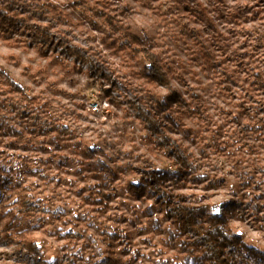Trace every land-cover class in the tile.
<instances>
[{
  "label": "clouds",
  "instance_id": "clouds-1",
  "mask_svg": "<svg viewBox=\"0 0 264 264\" xmlns=\"http://www.w3.org/2000/svg\"><path fill=\"white\" fill-rule=\"evenodd\" d=\"M0 15L18 21L0 31V180L21 185L0 204V264H204L211 238L230 264H264V0H0ZM182 24L213 63L178 46Z\"/></svg>",
  "mask_w": 264,
  "mask_h": 264
},
{
  "label": "trees",
  "instance_id": "trees-1",
  "mask_svg": "<svg viewBox=\"0 0 264 264\" xmlns=\"http://www.w3.org/2000/svg\"><path fill=\"white\" fill-rule=\"evenodd\" d=\"M17 25H18V21L16 19L12 17H5L0 15V31H3L5 33L14 31L17 29ZM60 46L61 45L56 44L55 41H53L49 45H46L45 55H48L49 53H54L56 51V48ZM16 185H20V184H16ZM149 187L155 188V185L150 184ZM166 206H170V205H166ZM26 210L28 211V209ZM2 218L3 216L0 215V219ZM174 219L181 225L182 230H184L186 234L188 231H192V232H196L197 235H200V232L198 231L196 224L193 222L191 217L187 215V213L174 217ZM181 250L186 251V249H181ZM196 250L197 251L205 250L209 253L206 257H204V264H230V260L232 259V257L230 256V251L225 246L224 242L221 240H217L215 238L209 239L206 245L199 244V242H197ZM32 251L35 250L32 249ZM109 264H114V260L112 258H109Z\"/></svg>",
  "mask_w": 264,
  "mask_h": 264
},
{
  "label": "rangeland",
  "instance_id": "rangeland-1",
  "mask_svg": "<svg viewBox=\"0 0 264 264\" xmlns=\"http://www.w3.org/2000/svg\"><path fill=\"white\" fill-rule=\"evenodd\" d=\"M186 10H188V11H194L193 9H191L190 6ZM186 28H187V25L186 24H182V25L179 26V36H178V39H177L178 46H179V41L180 40H183L185 42V44L187 45V47L191 49L194 57L200 56V55H204V60L205 61H207L208 63H213V61L208 60V55L203 53V48L201 47V45L198 44L196 40L190 39L189 36L185 34V29ZM218 46L223 47L224 45L221 43ZM204 47H207V45H204ZM58 48L59 47H57L56 50ZM241 55L246 58V54H241ZM215 63L216 64H220L222 66L223 63H224V61H222V60H216ZM241 63L243 64V60H242ZM262 87H264V85H262ZM23 115L25 116V118H27V114L26 113H24ZM10 147H16V145L13 144V145H10ZM4 171H5L4 169L0 168V172H4ZM20 186L21 185H15V189H19ZM57 187H59V185H57ZM15 189H13L11 187L10 180H0V204H2L4 202V198L7 195V192L14 191ZM8 198L10 199V197H8ZM140 198H143V197L141 196ZM31 210L32 209L29 206V208H28L29 214H30ZM2 219H0V220H2ZM79 219L80 218H78V220ZM67 238H69V239H76L77 237H75L71 233H69L68 236H67ZM115 246H116L115 243H112V244L109 245L110 248H115ZM88 247H90V244L85 245L83 250L86 251ZM126 254H127V252L121 253V255H126ZM80 259L82 260V258H80ZM113 260H114V264H122V262L119 261V260H117V259H113ZM56 264H62V261H59L58 260L56 262Z\"/></svg>",
  "mask_w": 264,
  "mask_h": 264
}]
</instances>
